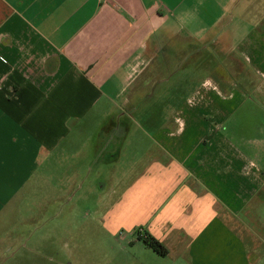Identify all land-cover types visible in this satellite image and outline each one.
<instances>
[{"label":"crops","instance_id":"obj_1","mask_svg":"<svg viewBox=\"0 0 264 264\" xmlns=\"http://www.w3.org/2000/svg\"><path fill=\"white\" fill-rule=\"evenodd\" d=\"M256 10L254 20L241 0H0V230L24 211L43 171L52 172L73 125L104 124L97 139L108 147L145 107V123L159 124L148 137L162 156L143 169L145 191L151 184V198L176 200L146 232L168 254L176 239L169 230L185 234L186 219L209 220L211 229L223 212L228 221L255 214L264 170L218 129L234 111L232 97L175 104L167 84L202 44L223 43L237 51L236 65L246 62L264 80V16ZM211 83L201 86L206 94L223 92ZM155 92L162 95L150 103ZM160 106L169 109L161 119L151 111Z\"/></svg>","mask_w":264,"mask_h":264},{"label":"rangeland","instance_id":"obj_2","mask_svg":"<svg viewBox=\"0 0 264 264\" xmlns=\"http://www.w3.org/2000/svg\"><path fill=\"white\" fill-rule=\"evenodd\" d=\"M241 2L250 18L259 19L258 8L264 16V0ZM247 30L236 29L235 42ZM201 46L202 52L190 56L184 69L171 77L169 101L187 106L198 99L223 101L231 96L234 111L218 126L219 132L264 170V80L246 62L236 65L238 53L225 52L228 44ZM210 82L205 85L223 92L206 94L201 86ZM159 95L155 92L150 103ZM146 109L132 112L108 147L107 140L97 139L104 124L72 126L52 159V172L43 171L40 186L27 189L24 211L0 230V264H264V204L253 216L236 214L231 221L223 212L211 229L209 220L186 219L185 234L169 230L176 239L168 241L172 247L167 255L140 240L149 222L161 223L163 212L176 206L175 198H151V184L145 191L143 169L152 158L162 160L148 137L157 133L159 124L145 123ZM168 110L151 109L159 119Z\"/></svg>","mask_w":264,"mask_h":264},{"label":"trees","instance_id":"obj_3","mask_svg":"<svg viewBox=\"0 0 264 264\" xmlns=\"http://www.w3.org/2000/svg\"><path fill=\"white\" fill-rule=\"evenodd\" d=\"M140 240L143 241V243L152 248L155 252H157L160 255H167L168 249L166 246L161 243L157 238L153 237L152 235H148L147 237L140 236Z\"/></svg>","mask_w":264,"mask_h":264},{"label":"flooded vegetation","instance_id":"obj_4","mask_svg":"<svg viewBox=\"0 0 264 264\" xmlns=\"http://www.w3.org/2000/svg\"><path fill=\"white\" fill-rule=\"evenodd\" d=\"M149 234L146 232V231H144V233H140V236H143V237H147ZM139 236V237H140ZM142 241V240H141ZM143 242V241H142Z\"/></svg>","mask_w":264,"mask_h":264},{"label":"built area","instance_id":"obj_5","mask_svg":"<svg viewBox=\"0 0 264 264\" xmlns=\"http://www.w3.org/2000/svg\"><path fill=\"white\" fill-rule=\"evenodd\" d=\"M100 2H103L104 0H99Z\"/></svg>","mask_w":264,"mask_h":264}]
</instances>
